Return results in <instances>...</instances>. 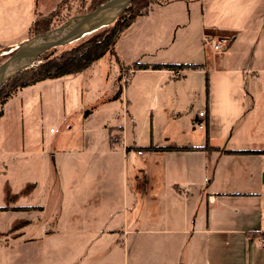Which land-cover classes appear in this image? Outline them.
Masks as SVG:
<instances>
[{"label":"rangeland","instance_id":"rangeland-1","mask_svg":"<svg viewBox=\"0 0 264 264\" xmlns=\"http://www.w3.org/2000/svg\"><path fill=\"white\" fill-rule=\"evenodd\" d=\"M59 1L48 0L47 4L55 9ZM188 1L176 2L153 18H139L117 44L119 61L108 54L77 76L46 81L18 92L4 106L0 121V207L32 204L44 210L23 213L33 219L26 236L38 237L41 244H22L15 249L0 245V264H83L82 258L87 263L88 256L98 264H108L110 256L114 264L121 263L120 256L123 261L128 239L121 232L103 234L104 230L122 226L124 216L120 210L123 206L115 204L116 197L122 199L123 191L113 192L118 189L111 187L113 180L107 174L124 173L126 169L131 173L132 164L138 165L132 155L125 154V145L145 148L197 138L199 132L191 135L193 128L186 113L171 115V108L185 111L189 100L185 96L171 99L170 107L165 105L166 94L185 95L186 90L192 95L194 90L196 95H205L206 80L193 73L186 82L172 81L167 86L163 73L139 71L132 76L126 68L133 63L203 59L197 16L192 13L191 17L187 10L189 3L199 0ZM78 8V0H73L56 24L74 16ZM177 25L186 27L179 28L175 37ZM11 49L0 50V61L1 54H10ZM121 61L126 68L120 67ZM121 68L124 72L119 82ZM186 70L175 69L174 75L181 78ZM120 84L125 90L121 100L108 103ZM94 106L92 120L85 122L84 111ZM113 126H122L123 133ZM109 146L118 150L110 152ZM110 164H114L112 169L108 168ZM16 218L19 220L20 215L0 212V244L4 236L20 228ZM59 226L67 227V234L45 238L46 231ZM82 231L83 235L77 237ZM262 243L264 237L260 246ZM129 248L133 253L135 243Z\"/></svg>","mask_w":264,"mask_h":264},{"label":"crops","instance_id":"crops-1","mask_svg":"<svg viewBox=\"0 0 264 264\" xmlns=\"http://www.w3.org/2000/svg\"><path fill=\"white\" fill-rule=\"evenodd\" d=\"M47 1L0 0V46L14 48L28 39L36 13L46 15L54 10ZM180 1L183 2L176 0L153 6L147 16L139 18H153L160 10ZM187 8L191 17L192 13L197 16L203 59L141 64L203 66L186 70L181 78L174 75V70H142L165 74L167 86L172 81L186 82L193 73L205 76L208 81V90L206 80L203 81L205 95H196L194 90L188 95L185 90V95L166 94L165 101L169 106L171 99L177 101L185 96L189 100L188 111L171 108V115L186 113L193 128L191 135L199 132V136L187 142L122 147L127 157L132 155L138 165L132 164L131 173L126 169L124 173L107 174L113 180L111 187L118 189L113 192L123 191L122 199L116 197L115 204L123 206L120 210L123 209L124 216L122 226L104 230L103 234L121 232L128 239L123 261L120 256L118 264H264V247L259 244L264 237V0H199L189 3ZM181 27L186 26L177 25L175 37ZM208 36L228 38L230 46L214 56L204 47L203 40ZM120 64V67L127 66L122 61ZM203 111L206 119L198 117ZM93 116L94 112L85 122ZM197 123H203L204 127L199 128ZM113 127L124 131L122 126ZM206 145L216 150H142ZM109 147L110 152L118 150ZM227 151L255 153L229 154ZM138 158L145 161L141 163ZM113 165L108 168L112 169ZM115 168L120 170L116 164ZM23 207L30 210H15ZM8 208L0 212L19 214V220L15 221L20 228L13 235L4 236L0 245L15 249L22 244H41L38 237L26 236L25 230L33 219L23 213L41 212L44 207L20 204ZM55 229L46 231L45 238L67 234V227ZM82 235L83 231L76 236ZM131 243L136 247L133 253L129 248ZM87 259L85 263L82 258L83 264H98L92 262L91 256ZM108 264H114L112 256Z\"/></svg>","mask_w":264,"mask_h":264},{"label":"trees","instance_id":"trees-1","mask_svg":"<svg viewBox=\"0 0 264 264\" xmlns=\"http://www.w3.org/2000/svg\"><path fill=\"white\" fill-rule=\"evenodd\" d=\"M73 0H61L56 8L49 14L36 13V17L29 29V38L43 34L58 26L56 22L65 8H69ZM109 0H78L79 8L75 15H81L91 12L99 6L107 3ZM176 0H134L131 5L122 13V15L111 25L103 27L89 35L84 36L69 45L57 47L45 52L38 61L28 69L20 72L11 80L6 82L0 88V121L4 116V106L13 98L19 91L38 85L40 83L52 80H59L67 76H77L94 64L102 60L108 54L116 57V46L122 35L128 30L135 21L142 16H147L153 6L167 5ZM230 46V45H229ZM10 49L0 46V50ZM11 55L7 54L1 57L0 65L7 60ZM185 68L187 70L202 69V65H169V64H141L134 63L128 67V72L135 74L142 70H175ZM124 68H121L118 81H121V76ZM129 81L124 83V87ZM121 84L113 96L108 99V102H114L121 98L124 87ZM206 89L208 90V81L206 79ZM97 106L84 111V118H88L93 114ZM122 130V129H121ZM142 150L154 151H185V150H216V148L206 145L205 147H149ZM229 154L255 153V152H231ZM29 207L15 208V210H29ZM8 207H0V211H7Z\"/></svg>","mask_w":264,"mask_h":264},{"label":"water","instance_id":"water-1","mask_svg":"<svg viewBox=\"0 0 264 264\" xmlns=\"http://www.w3.org/2000/svg\"><path fill=\"white\" fill-rule=\"evenodd\" d=\"M134 0H109L95 10L75 15L43 34L21 42L0 65V88L20 72L33 66L47 51L69 45L111 25Z\"/></svg>","mask_w":264,"mask_h":264},{"label":"built area","instance_id":"built-area-1","mask_svg":"<svg viewBox=\"0 0 264 264\" xmlns=\"http://www.w3.org/2000/svg\"><path fill=\"white\" fill-rule=\"evenodd\" d=\"M203 42H204L205 48L211 50V52L213 53L214 56H218L221 53H223L229 47L231 40L228 38L216 39L215 37L208 36V37L204 38ZM16 48H17V46L12 48L10 53H12ZM7 54L8 53H3L1 55L5 56ZM198 117L200 119H206V113L204 111L200 112V113H198ZM197 126L199 128H203L204 124L203 123H197ZM51 132H55V130L52 129ZM142 153L143 152L140 151L138 154L141 155ZM261 246H264V244L262 243Z\"/></svg>","mask_w":264,"mask_h":264},{"label":"bare ground","instance_id":"bare-ground-1","mask_svg":"<svg viewBox=\"0 0 264 264\" xmlns=\"http://www.w3.org/2000/svg\"><path fill=\"white\" fill-rule=\"evenodd\" d=\"M7 52V51H6Z\"/></svg>","mask_w":264,"mask_h":264}]
</instances>
